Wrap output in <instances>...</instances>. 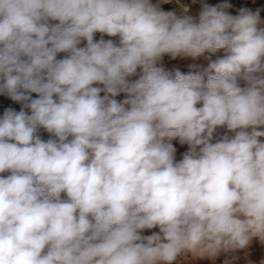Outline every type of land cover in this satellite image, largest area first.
<instances>
[{"label":"clouds","instance_id":"obj_1","mask_svg":"<svg viewBox=\"0 0 264 264\" xmlns=\"http://www.w3.org/2000/svg\"><path fill=\"white\" fill-rule=\"evenodd\" d=\"M224 7L196 23L150 0H0V91L39 94L0 119V264H172L264 240V28ZM220 49L206 83L156 67ZM219 126L240 131L211 143ZM165 138L189 145L181 161Z\"/></svg>","mask_w":264,"mask_h":264},{"label":"rangeland","instance_id":"obj_2","mask_svg":"<svg viewBox=\"0 0 264 264\" xmlns=\"http://www.w3.org/2000/svg\"><path fill=\"white\" fill-rule=\"evenodd\" d=\"M150 3L157 8V10L164 11L167 13H172L176 18H184L191 17L193 22H199V16L202 12L205 5L209 6H226L224 7V11H226L230 15H238L239 12L244 9L250 12L256 13L259 12L260 22L258 24V28H264V0H150ZM52 24L59 23L58 21H50ZM101 39L112 40L114 43L119 45V37H111L107 34L96 32L94 35V40L99 41ZM86 45V41H81V44L78 47H84ZM51 46V45H50ZM69 54L66 52L57 53L56 58L63 59L66 58ZM225 55V51L223 49L217 50L215 53L206 51L201 56L197 58H192L190 56L178 55L173 58L170 54H165L162 58L157 61L156 67L162 68L164 72L175 77V73L177 71L183 74H201L204 77V82L207 81V69L209 64L219 58H222ZM143 75V68L138 66L135 72L126 77V80L129 83L137 81ZM2 78H0V83H2ZM238 83L241 87L246 86V82L243 79H239ZM93 87H99L101 89L104 88V85L101 83L93 84ZM24 91L26 95H28L31 99L39 98V94L31 93L27 90L21 89ZM100 97L103 98L108 96L109 99H115L118 103H123L125 100L130 99L128 93L119 92L118 95L112 96L111 94L101 91L99 93ZM30 100L27 101H14L7 91H0V119L3 118L5 113L9 110L13 112H20L23 110L26 114H31V109L26 107L27 104L30 103ZM202 106L201 104H197V107ZM125 109H130L129 104L124 105ZM258 131H264V126H260L257 128ZM237 131H230L226 126L217 127L212 135L210 140L211 143L219 142L223 139V137L227 136L229 139L234 138ZM249 133L252 131L251 128L247 129ZM40 138L44 141H47L50 138L57 139L58 138L52 136V134L48 133L45 129L40 128L37 133ZM73 137L69 135L68 140L66 142H70ZM261 142H264V137L258 138ZM165 143H171L175 149L174 152V162H179L183 159V156L186 152H188L189 145L181 144L179 138H174L172 140H168L165 138ZM199 151V147L197 148ZM11 173L5 172L0 174V176L7 177ZM61 199L67 200V194L61 193ZM91 219V217H89ZM243 218V217H241ZM160 234L159 227H154L152 229H144L140 231V235L142 237H147L152 234ZM146 242V241H145ZM172 264H264V240H262L259 236H252L248 245L244 248H234V247H222L215 255L205 254L203 256L194 255L190 251H184L180 253L177 258L172 262Z\"/></svg>","mask_w":264,"mask_h":264},{"label":"bare ground","instance_id":"obj_3","mask_svg":"<svg viewBox=\"0 0 264 264\" xmlns=\"http://www.w3.org/2000/svg\"><path fill=\"white\" fill-rule=\"evenodd\" d=\"M95 35V34H94Z\"/></svg>","mask_w":264,"mask_h":264}]
</instances>
